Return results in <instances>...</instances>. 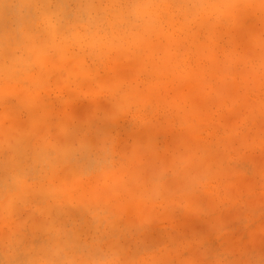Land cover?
I'll use <instances>...</instances> for the list:
<instances>
[{
    "label": "rangeland",
    "instance_id": "obj_1",
    "mask_svg": "<svg viewBox=\"0 0 264 264\" xmlns=\"http://www.w3.org/2000/svg\"><path fill=\"white\" fill-rule=\"evenodd\" d=\"M159 1L165 9L174 2ZM226 1L204 37L194 25L166 39L113 24L102 32L107 40L101 33L93 39L100 55L69 49L29 76L0 62L4 167L31 163L41 150L88 148L70 153L49 177L62 197L57 203L71 204L64 210L37 194L23 204L0 202V264H79L93 241L118 245L106 255L125 264H264V0L230 9ZM35 15L31 0H0V41L12 42ZM170 22L162 30L172 35ZM198 40L208 57L190 55ZM99 161L106 163L89 182L75 171L76 163ZM85 198L119 203L121 211L93 215L81 206Z\"/></svg>",
    "mask_w": 264,
    "mask_h": 264
},
{
    "label": "clouds",
    "instance_id": "obj_2",
    "mask_svg": "<svg viewBox=\"0 0 264 264\" xmlns=\"http://www.w3.org/2000/svg\"><path fill=\"white\" fill-rule=\"evenodd\" d=\"M35 5V18L10 43L0 41V62L9 61L16 71L24 76L31 75L35 70L43 68L46 61L65 54L69 49L79 48L88 55H100L91 46L97 34L111 29L117 24L124 33H148L149 19L141 12L155 10L158 5L155 0H118L113 9L98 3V0H31ZM184 21H190L198 16L206 5L197 0H174L170 5ZM83 145H75L68 152L37 153L38 159L28 162L21 159L13 167H4L0 162V202L5 200L23 204L33 194L42 196L50 209L64 210L71 204L57 203L62 197L57 193L54 183L49 182L56 166L68 164L70 153L87 152ZM12 159L16 158L13 150ZM106 163L99 161L97 167H87L76 163L77 174L90 181ZM40 164L39 170L36 165ZM191 183V181H189ZM91 214L104 218H116L121 211L119 203H90L85 198L81 204ZM103 241H93L90 247L91 256L79 261V264H125L119 258H110L106 253H112L116 244L102 246ZM55 264V262H46ZM63 264V262H59Z\"/></svg>",
    "mask_w": 264,
    "mask_h": 264
},
{
    "label": "bare ground",
    "instance_id": "obj_3",
    "mask_svg": "<svg viewBox=\"0 0 264 264\" xmlns=\"http://www.w3.org/2000/svg\"><path fill=\"white\" fill-rule=\"evenodd\" d=\"M101 1H103V0H101ZM100 1V2H101ZM111 1V0H110ZM109 1V2H110ZM226 1V0H225ZM237 1L238 0H227L226 2V6L228 7V9H230V8H232V6H235V5H243L244 3H245V0H242V2L240 3V4H236L237 3ZM108 2V1H107ZM108 2V3H109ZM157 2H159V3H156L157 5H158V7L155 9V10H146L147 12H149L150 14H151V16H150V20H149V23H150V27H149V30L148 31H152V32H155L156 34L157 33H160L161 35H164L165 37H166V39L168 38V37H182L184 34H186V35H188V33H189V30H193L194 28H192V25H194L196 28H197V31H199L198 33L201 35V36H206L207 34H209L211 31H213V29H212V26H211V19H214V17H215V15H219L220 16V0H197V2L198 3H202V4H204V5H206V7L205 8H203V9H201L200 10V12H199V14H198V16H196L195 18H193V19H191L190 21H184V20H182L180 17H179V15H178V13L176 12V10H174L172 7H170V8H164V6L166 7V5L165 4H168V3H162V4H160L161 3V1H159V0H157ZM104 3V2H103ZM101 4V3H100ZM107 4V3H106ZM118 4V0H114L113 2H110V5H112L113 6V9L115 8V6ZM241 8V7H240ZM239 8V9H240ZM4 9V8H3ZM6 11V10H5ZM145 11V10H144ZM144 11H142V12H144ZM146 11H145V13H146ZM141 12V13H142ZM6 13V12H5ZM145 13H144V15H145ZM3 14V13H2ZM242 14V13H241ZM5 15V14H4ZM148 16V17H149ZM225 16L228 18V17H230L231 16V14L229 13V12H226L225 13ZM242 16V15H241ZM145 17H146V15H145ZM147 17V18H148ZM6 18V17H5ZM15 18V17H14ZM6 21V20H5ZM170 21H174L175 23H176V29L172 32V30L174 29V27H171V28H169V30L168 31H170V32H172V35H169V34H167L166 32H164V30H162V28H163V26H165V25H169V24H171V22ZM193 21V22H192ZM213 22V21H212ZM217 23V22H216ZM216 25V24H215ZM118 28V27H117ZM166 28V27H165ZM195 28V29H196ZM227 28V27H226ZM107 31V30H106ZM166 31V30H165ZM8 32V31H7ZM6 32V33H7ZM195 32V31H194ZM9 33V32H8ZM105 33V32H104ZM13 34H16V33H13ZM102 34V33H101ZM107 34V33H106ZM104 35V34H102V36H106L105 38H106V40H107V38H108V36L107 35ZM8 36L10 35V34H7ZM7 36V41H8V38H10V41H11V38L12 37H8ZM97 36V35H96ZM99 36V35H98ZM97 36V38H99ZM146 36V35H145ZM144 36V37H145ZM150 37V36H149ZM152 37H153V35H152ZM174 37H173V39H174ZM197 36L195 35V38H196ZM97 38L95 39V41H93L92 40V42H91V46L92 47H94V48H96V47H98V45H99V42H97ZM104 38V39H105ZM147 37H145V40L147 41V39H146ZM185 38V37H184ZM200 38V37H199ZM198 38V39H199ZM217 38V37H216ZM100 39H102V37H100ZM123 39V38H122ZM142 40H143V38H142ZM180 40V39H179ZM192 40H194V39H192ZM208 40H209V38H208ZM207 40V41H208ZM200 40H198V41H196V42H191V44H190V46H191V48H192V52H191V54L190 55H193V56H195L197 59L198 58H203V57H208V55L205 53V51H206V49H205V47H206V44L204 43V41L202 40V41H200ZM165 42H167V41H165ZM177 42H178V40H177ZM124 43V42H123ZM173 43V42H172ZM174 43H176V41L174 42ZM202 43H204V47H203V44ZM207 43V42H206ZM150 44V43H149ZM168 45H169V42L167 43ZM177 44V43H176ZM179 44V43H178ZM166 46V45H165ZM172 46V45H171ZM174 46H178V45H175L174 44ZM185 47V46H184ZM121 47L119 46V49H120ZM163 48V47H162ZM114 49V48H113ZM175 49V48H174ZM188 49V48H187ZM77 50H78V48H77ZM106 50H108V49H106ZM108 51H110V49L108 50ZM190 51V50H189ZM210 51V50H209ZM78 52V51H77ZM216 52V51H215ZM183 53V52H182ZM212 53V52H211ZM73 54V53H72ZM70 55V54H69ZM78 55V54H77ZM74 57H76V58H80V55L77 57V56H75V55H73ZM72 56V57H73ZM89 56V55H88ZM88 56L85 58V59H89L88 58ZM72 57H71V59H72ZM73 57V58H74ZM78 58V59H79ZM181 58V57H180ZM62 59V58H61ZM98 59H99V57H98ZM60 60V59H59ZM66 60V59H65ZM68 60V59H67ZM84 60V59H83ZM60 62H61V60H60ZM77 62H80V60L79 61H77ZM93 62H94V60H93ZM2 63V62H1ZM1 63H0V68H2V66L3 65H1ZM10 63V62H9ZM9 63H7V64H9ZM11 64V63H10ZM10 64H9V66H10ZM66 64V63H65ZM79 64V63H78ZM181 64V63H180ZM76 65V64H75ZM83 65V63L81 62V64L77 67V69L79 68V67H81ZM114 65V64H113ZM142 65H146V64H142ZM63 66V65H62ZM67 66V65H66ZM10 67H12V66H10ZM10 67H8L7 69H9ZM84 67V65L81 67V68H83ZM140 67L141 68H139V70H141V71H143L144 72V67L143 66H141L140 65ZM53 68V67H52ZM63 68H65V66L63 67ZM159 68V67H158ZM157 68V69H158ZM73 69L74 70H77L76 68H74L73 67ZM12 70V69H11ZM74 70H73V73H74ZM10 71V70H9ZM162 71V70H161ZM76 73H78V72H80V71H75ZM86 72H87V70H86ZM85 72V73H86ZM140 72V71H139ZM142 72V73H143ZM9 73V72H8ZM81 73H83V71H82V69H81ZM85 73H83L85 76H86V74ZM146 75H149V73L147 72V70H145V72H144ZM17 75V74H16ZM75 75H77V74H75ZM95 75V74H94ZM163 75V74H162ZM154 76V75H153ZM160 76V75H159ZM83 77V76H82ZM8 78H10V76L8 77ZM28 78V77H27ZM44 79V78H43ZM65 79V78H64ZM83 79V78H82ZM85 79L87 80V78L85 77ZM5 80V79H4ZM10 80H11V78H10ZM10 80H9V82H10ZM13 80V79H12ZM20 80V79H19ZM34 80H36L35 78H34ZM48 80V79H47ZM74 80V79H73ZM105 80V79H104ZM134 80V79H133ZM148 80V79H147ZM2 81V80H1ZM24 81H25V79H24ZM45 81V80H44ZM56 81V80H55ZM82 81V80H81ZM80 81V82H81ZM135 81V80H134ZM5 82V81H4ZM9 82H6V85L9 83ZM79 82V83H80ZM103 82H105V81H103ZM136 82V81H135ZM149 81H147V83H148ZM163 82V81H162ZM47 83V82H46ZM45 83V84H46ZM106 83V82H105ZM114 83V82H113ZM150 83V82H149ZM156 83V82H155ZM13 84V83H12ZM19 84V83H18ZM48 84V83H47ZM68 84H69V82H68ZM75 84V83H74ZM80 84H84L83 82H81ZM104 84V83H103ZM111 84H112V82H111ZM115 84V83H114ZM137 84V83H136ZM11 85V84H10ZM116 85V84H115ZM114 85V86H115ZM2 86V85H1ZM13 86H14V84L12 85V89H13ZM15 86H16V84H15ZM20 86V85H19ZM48 86V85H47ZM119 86V85H118ZM49 87V86H48ZM65 87V86H64ZM150 87H152V86H150ZM154 87V86H153ZM73 88V87H72ZM97 88V87H96ZM110 88V87H109ZM9 89H10V87H9ZM47 89V88H46ZM112 89V88H111ZM8 90V89H7ZM11 90V89H10ZM16 90H17V88H16ZM98 90V89H97ZM100 90V89H99ZM133 90H134V88H133ZM9 91V90H8ZM71 91V90H70ZM15 92V91H14ZM77 92V91H76ZM98 92V91H97ZM96 92V93H97ZM101 92V91H100ZM78 93V92H77ZM27 94V93H26ZM31 94V93H30ZM30 94H28V95H30ZM44 94V93H43ZM70 94H71V92H70ZM3 96H5V95H3ZM11 96V95H10ZM1 97H2V95H1ZM0 97V98H1ZM5 98V97H4ZM10 98V97H9ZM26 98V97H25ZM36 98H40V97H37L36 96ZM42 98H44V97H41L40 99H42ZM26 99H28V98H26ZM3 100V99H2ZM7 100V99H6ZM74 100H76V99H74ZM36 101H37V99H36ZM32 102H34V100H32ZM40 102H43V100H41ZM40 102H37V103H40ZM64 102V101H63ZM142 102H140V104H141ZM35 104V103H34ZM36 105V104H35ZM42 106V105H41ZM148 108V107H147ZM6 114V113H5ZM4 115V114H3ZM12 115V117L14 116V114H11ZM143 116V115H142ZM1 117V116H0ZM9 119L11 118V116L10 117H8ZM11 119H13V118H11ZM47 120V119H46ZM1 121V120H0ZM9 121V120H8ZM14 121V120H13ZM40 123V122H39ZM54 123V122H53ZM113 124V123H112ZM110 125V124H109ZM4 126V125H3ZM46 126V125H45ZM8 130V129H7ZM40 131V130H39ZM6 132H8V131H6ZM73 132V131H72ZM26 133V132H25ZM24 134V133H23ZM64 134V133H63ZM13 135H14V133H13ZM12 136V135H11ZM105 136H106V134H105ZM39 141V140H38ZM71 141V140H70ZM103 141V140H102ZM104 142V141H103ZM102 144V143H101ZM14 145V144H13ZM92 146V145H91ZM98 146V145H97ZM45 147V146H44ZM99 147H101V146H99ZM134 148H136V146L134 147ZM31 150V149H30ZM27 151H28V149H27ZM29 152H31V151H29ZM20 161V160H19ZM9 163V162H8ZM9 165V164H8ZM7 166V165H6ZM8 167V166H7ZM76 171V170H75ZM70 172H71V170H70ZM74 175H76V174H74ZM65 176V175H64ZM71 178V177H70ZM78 179V178H77ZM71 180V179H70ZM79 186V185H78ZM82 186V185H81ZM71 187V186H70ZM76 188V187H75ZM88 189V188H87ZM91 189V188H90ZM69 191V190H68ZM66 193V192H65ZM76 194V193H75ZM80 195V194H79ZM67 202V201H66ZM18 203V202H17ZM10 204V203H9ZM14 204V203H13ZM21 204V203H20ZM10 207H11V205H10ZM8 208V207H7ZM9 209V208H8ZM11 209V208H10ZM19 209V208H18ZM71 209V208H70ZM15 210V209H14ZM72 210V209H71ZM8 211V214H9V210H7ZM6 211V212H7ZM11 211V210H10ZM17 211V210H16ZM57 211V210H56ZM70 213V212H69ZM77 213V212H76ZM10 215V214H9ZM17 215V214H16ZM56 217H57V215H55ZM36 219V218H35ZM49 219V218H48ZM6 222V221H5ZM48 222V221H47ZM52 222V221H51ZM34 224H37L36 222L34 223ZM120 224H121V221H120ZM24 226H25V224H24ZM34 226V225H33ZM32 226V227H33ZM31 230H33V229H31ZM35 234V233H34ZM89 234V233H88ZM87 234V235H88ZM84 236H85V234H83ZM90 235V234H89ZM88 235V236H89ZM77 236V235H76ZM79 236H81V235H78L77 237H79ZM20 237V236H19ZM47 237H49V236H47ZM82 238V237H81ZM81 238H76V239H81ZM84 238V237H83ZM18 239V238H17ZM33 239V238H32ZM87 239V238H86ZM85 239V240H86ZM20 240V239H19ZM21 240H23V238L21 239ZM64 239H62V241H63ZM17 241V240H16ZM74 241H76V240H74ZM20 242V241H19ZM17 243V242H16ZM78 244V243H77ZM65 245H66V243H65ZM60 246V245H59ZM41 247V246H40ZM56 247H58V246H56ZM60 248V247H59ZM63 247H61V249H62ZM56 249V248H55ZM55 249H54V253L56 254V252H57V250L55 251ZM36 251H38V250H36ZM21 252V251H20ZM47 252H49V251H47ZM72 252V251H71ZM70 252V253H71ZM25 253H28V252H25ZM25 253H23V255L25 254ZM35 253V252H34ZM54 253H51V255H55ZM67 253H69V252H67ZM29 255H30V253H28ZM36 254V253H35ZM8 255V254H7ZM22 255V256H23ZM38 255H42V253H38ZM51 255H49V256H51ZM68 255H71V254H68ZM31 256V255H30ZM37 256V255H36ZM29 257V256H28ZM29 259H30V257H29ZM28 260V259H27ZM56 260V259H55ZM76 260V259H75ZM34 261V260H33ZM33 263V262H32Z\"/></svg>",
    "mask_w": 264,
    "mask_h": 264
}]
</instances>
